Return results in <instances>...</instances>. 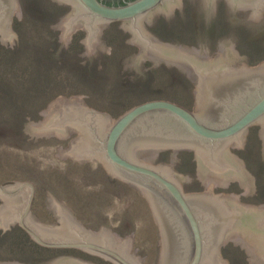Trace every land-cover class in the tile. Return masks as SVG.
<instances>
[{
	"label": "water",
	"instance_id": "obj_1",
	"mask_svg": "<svg viewBox=\"0 0 264 264\" xmlns=\"http://www.w3.org/2000/svg\"><path fill=\"white\" fill-rule=\"evenodd\" d=\"M72 8L58 23L61 45L56 55L68 46L76 29L86 30L80 55L90 58L109 52L102 39L110 21L123 20L120 27L132 36L126 41L140 50L122 59L125 78L141 81L146 69L164 61L177 65L195 84L194 109L164 97L140 101L117 118L105 110L89 107L85 94L59 95L40 111L39 121L25 122V132L38 136L67 138L79 134L67 147H58V157L71 156L81 163L92 160L95 169L102 161L110 177L117 176L142 192L150 202L161 234L159 264H230L221 246L228 240L241 245L250 263L264 264V203L240 201V194L256 191L255 176L245 161L230 150L246 143L248 127L261 125L264 157V60L246 63L231 38H222L215 55L195 46L159 39L148 30L153 17H170L183 0H54ZM231 14L251 8L247 19L264 23V0H227ZM209 18L216 13V0H203ZM16 11L22 18L19 0H0V40L13 47L18 34L12 28ZM29 137L28 139L32 138ZM180 149L195 150L197 174L204 190L187 193L184 182L192 178L174 168ZM239 180L241 193L214 191V186H229ZM48 190V189H47ZM36 186L32 180L0 182V227L4 230L17 221L39 243L47 246H77L99 254L116 264H143L145 256L131 250L134 231L125 237L102 224L99 230L87 227L65 200L50 190L46 198L49 211L60 221L46 223L31 211ZM2 232V233H3ZM1 233V234H2ZM0 264H98L60 254L42 260L21 262L0 260Z\"/></svg>",
	"mask_w": 264,
	"mask_h": 264
},
{
	"label": "rangeland",
	"instance_id": "obj_2",
	"mask_svg": "<svg viewBox=\"0 0 264 264\" xmlns=\"http://www.w3.org/2000/svg\"><path fill=\"white\" fill-rule=\"evenodd\" d=\"M20 1L22 18L16 14L11 23L18 40L14 37L13 47L0 40V182L32 180L36 186L33 213L42 221L54 220L46 202L50 190L58 199H64L88 227L100 229L104 224L123 237L134 231L131 250L134 252L138 246L136 255L147 254L144 264H159V225L142 192L117 176L111 178L102 161L93 169L92 160L81 163L73 162L71 156L58 157V147H67L79 132L67 138L42 135L35 141L36 135L32 137L23 129L25 122L43 119L40 111L61 94L89 95L83 96L89 107L105 110L117 118L132 105L156 97L169 98L194 109L196 84L177 65H167L164 61L146 69L145 80L125 78L122 59L140 48L126 41L132 33L119 26L123 20L110 21L103 28L102 39L111 46L110 53L102 52L93 58L80 55L85 48L80 40L86 37V30L79 28L73 32L67 48L56 55L61 45L58 23L72 5L54 0ZM251 11L247 8L231 14L227 0H216V13L209 18L203 10V0H183L182 7H175L172 16L157 15L152 24L146 20L143 23L163 41L195 46L208 55L217 53L222 38H231L239 54L247 56L246 63L256 64L264 60V23L248 20ZM260 127L254 123L248 128L246 148L230 146L243 160L247 158L246 168L255 176L256 188L260 190L255 203L264 201ZM177 156L180 159L174 163L175 170L192 178L184 182V191L204 190L194 152L180 149ZM237 181L236 191L245 190ZM222 190L219 187L215 192ZM1 233L0 229V260L29 262L34 259L30 257L33 253L40 254L39 260L47 258L48 250L33 242L23 229L16 227ZM220 250L230 264H256L250 263L246 250L233 240H228Z\"/></svg>",
	"mask_w": 264,
	"mask_h": 264
},
{
	"label": "flooded vegetation",
	"instance_id": "obj_3",
	"mask_svg": "<svg viewBox=\"0 0 264 264\" xmlns=\"http://www.w3.org/2000/svg\"><path fill=\"white\" fill-rule=\"evenodd\" d=\"M19 2H20V5H21V1L20 0H19ZM16 14H17L16 11H14L13 17H12V22L15 19ZM238 15H241V14H238ZM239 20L242 21L243 19L240 18ZM252 125H250V126H252ZM247 144H248V142H247V139H246L245 146L242 147V148H246L247 147ZM231 147L238 148V147H234V146H231ZM192 151L194 152V156H195V150L192 149ZM244 161H245V164L248 166L247 158L244 159ZM236 182H237V184H236ZM219 187L224 189V190H222L220 192H235V193H241V192L244 191V189L243 190L242 189H239L238 191H236L237 188H238V181L237 180H230L229 186H227V187L218 186V185L217 186H214V191H215V189H218ZM217 193H219V192H217ZM259 193H260V190L257 187L256 188V191L253 194H251V196L250 195H245V194H240V201L246 202V203H252V204L264 203V201H259V203H255L254 202V201H257L258 200V199H255L256 198L255 195L256 194H259ZM1 201H2V199H0V202ZM31 211L33 212V205L31 207ZM53 219H54L53 221H48V222L46 220V223H53V222H56L57 224L60 223V221L57 219V217L55 215H53ZM43 222H45V221H43ZM10 227H11V229L10 228H7L4 232L13 231L14 228H16V227H19V228L23 229L24 232L27 233V235H29V237L31 238V240L33 242H35L37 245H39L41 247H44L45 249L48 250V252L45 253V256H47V258L48 257H51V256H55V255H60V254H70V255H74V256H78V257H81V258L90 260V261L95 262V263H98V264H108V263L116 264V263H114L110 259H106L105 257H103V256H101L99 254L91 253V252H89V251H87V250H85L83 248L77 247V246H47V245H43V244L39 243L37 240H35L31 236V234L18 221L15 224H10ZM89 228H92V227H89ZM0 229L3 232L4 229L2 227H0ZM95 230H99V229H95ZM32 256L34 257V259L29 260V262H31V261H37L41 257L40 254H37V253H33L30 257H32ZM12 260H18V259H12ZM18 261H20V260H18ZM21 262H24V261H21Z\"/></svg>",
	"mask_w": 264,
	"mask_h": 264
}]
</instances>
